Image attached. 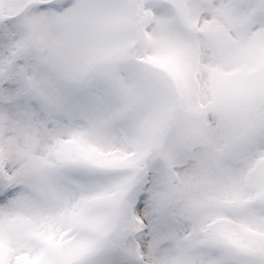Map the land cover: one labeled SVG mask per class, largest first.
Segmentation results:
<instances>
[{
	"label": "snow or ice",
	"instance_id": "1",
	"mask_svg": "<svg viewBox=\"0 0 264 264\" xmlns=\"http://www.w3.org/2000/svg\"><path fill=\"white\" fill-rule=\"evenodd\" d=\"M0 264H264V0H0Z\"/></svg>",
	"mask_w": 264,
	"mask_h": 264
}]
</instances>
